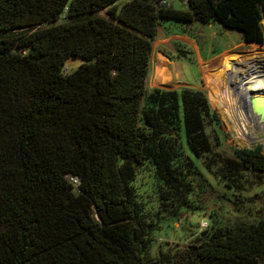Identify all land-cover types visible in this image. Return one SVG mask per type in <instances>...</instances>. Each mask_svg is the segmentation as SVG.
I'll return each mask as SVG.
<instances>
[{
    "label": "trees",
    "instance_id": "1",
    "mask_svg": "<svg viewBox=\"0 0 264 264\" xmlns=\"http://www.w3.org/2000/svg\"><path fill=\"white\" fill-rule=\"evenodd\" d=\"M118 1L0 0V264H264V218L213 219L150 254L159 214L187 202L196 160L241 193L264 182V153L220 149L204 90L147 86L163 23L217 22L264 44V0H188L186 11ZM146 164L157 211L134 184Z\"/></svg>",
    "mask_w": 264,
    "mask_h": 264
},
{
    "label": "rangeland",
    "instance_id": "2",
    "mask_svg": "<svg viewBox=\"0 0 264 264\" xmlns=\"http://www.w3.org/2000/svg\"><path fill=\"white\" fill-rule=\"evenodd\" d=\"M130 0H119L118 6L121 7ZM168 5L176 10L186 11L188 5L184 0H165ZM61 22V21H60ZM171 25L177 27L178 23ZM177 24V25H176ZM49 24L43 25V27ZM170 24L165 25L169 26ZM172 26V27H173ZM182 27H178L177 32H183ZM190 37L193 36L198 46V53L190 45L186 48L177 47L175 51H168L159 39L153 41L150 72L147 79L149 88H162L166 90L181 89L183 87L199 88L206 92L211 107L219 114L222 122L219 134L221 135L220 149L227 154H231L234 148H250L257 145H263L264 128H260L254 123L248 136L252 139L240 136L237 125L230 112L227 111L224 100L219 91L218 83L208 81L201 72L198 62V56L204 60L216 57L223 49L231 48L242 40V34L237 30L225 29L217 22L203 24L194 22L187 30ZM264 46V44H262ZM176 49V48H175ZM166 54L171 60H174V66L171 65L175 80L166 87H160L153 83L154 66L156 58L159 55ZM82 63L80 59L70 60L65 64L64 73L68 74L78 68ZM244 74H238L239 81ZM241 78V79H240ZM252 94L251 96H255ZM259 98L264 99V92L259 90ZM253 119V115L251 117ZM196 174L186 171L184 180L190 181L192 190L187 194V202L175 212L164 211L159 214L161 220L159 228L154 232V241L150 246V254L154 256L159 248L165 242L176 243L185 242L190 235L198 232L205 222L211 224L213 219L219 221L222 226H235L239 224L256 223L264 218V182L248 188L241 193L227 189L224 185L213 178L200 164L194 162ZM135 186L147 207L153 211L159 210L157 200V182L154 177L153 169L146 164L139 168ZM171 209V208H170Z\"/></svg>",
    "mask_w": 264,
    "mask_h": 264
},
{
    "label": "bare ground",
    "instance_id": "3",
    "mask_svg": "<svg viewBox=\"0 0 264 264\" xmlns=\"http://www.w3.org/2000/svg\"><path fill=\"white\" fill-rule=\"evenodd\" d=\"M262 27L264 30L263 21ZM250 46L252 49L244 54L223 55L217 60L201 65L203 77L219 84L217 94H221L241 136L251 128L247 98L249 90L256 93L255 96H258L259 90L264 92V46L257 43H251ZM156 60L153 83L166 87L175 80L174 75L167 69V61L163 56L159 55ZM240 73L244 74L241 81L237 77ZM249 103L253 106L254 113H251L254 116L264 114L262 98L255 97Z\"/></svg>",
    "mask_w": 264,
    "mask_h": 264
},
{
    "label": "crops",
    "instance_id": "4",
    "mask_svg": "<svg viewBox=\"0 0 264 264\" xmlns=\"http://www.w3.org/2000/svg\"><path fill=\"white\" fill-rule=\"evenodd\" d=\"M263 22H264V20H263ZM167 24H170V25L165 27V25H167ZM171 24H173V23H168V22L163 23V25L157 31L156 39H159L160 43H162V45H164V47H166L168 51H175L176 52L177 47L186 48L185 45H190L198 53V46H197L195 39L193 38V36L190 37V35L186 31L189 27L192 26V24H194V22H191V23L186 24V25L181 24V25H178L177 27H175ZM179 26L182 27L179 29H182L183 32H180V33L177 32ZM251 43H255V42H245L242 38L240 43L232 46L231 48L223 49L216 57H214L212 59L204 60L202 57L198 56L199 65L201 67L202 64L212 62L214 60H217L219 57H221L223 55H227V54L228 55L229 54H244V53H246L252 49L250 46ZM164 55L165 56H163V55H161V56H163L167 61L166 67L169 71H171V73H173L171 65L174 66V60H171L166 54H164Z\"/></svg>",
    "mask_w": 264,
    "mask_h": 264
},
{
    "label": "built area",
    "instance_id": "5",
    "mask_svg": "<svg viewBox=\"0 0 264 264\" xmlns=\"http://www.w3.org/2000/svg\"><path fill=\"white\" fill-rule=\"evenodd\" d=\"M162 2L163 3H167L165 0H162ZM184 2H186V4H187V2H188V0H184ZM248 112H249V115L252 117V113H251V111H250V109H249V107H248ZM250 117V118H251ZM259 119L256 117V116H254L253 115V119L251 118V126H252V124H253V121H254V123H256V125L258 126V127H260V128H264V121H258ZM250 130H251V128H250ZM250 130H248L246 133H245V137L246 138H249V139H252L253 137H250V136H248V132L250 131ZM240 135V134H239ZM241 136V135H240ZM262 143H263V145H261L260 144V146H261V149H262V152L264 153V141H262ZM73 181L76 183L77 181L75 180V179H73ZM208 220L205 222V225L203 226V228H201L199 231H201L202 229H204V228H206L207 226H208Z\"/></svg>",
    "mask_w": 264,
    "mask_h": 264
},
{
    "label": "water",
    "instance_id": "6",
    "mask_svg": "<svg viewBox=\"0 0 264 264\" xmlns=\"http://www.w3.org/2000/svg\"><path fill=\"white\" fill-rule=\"evenodd\" d=\"M257 44H260V43H257ZM260 45H262V44H260ZM244 78V77H243ZM250 92H249V95L247 96V98H248V101L250 102L252 99H254L255 98V96H251L252 94H256V93H254L253 91H251V90H249ZM262 101H263V104H264V99L262 98ZM248 102V104H249V109H250V111L252 112V113H254V109H253V106L251 105V103H249ZM254 115V114H253ZM255 116H258L259 118V120L260 121H264V119H262V118H264V114H260V115H255Z\"/></svg>",
    "mask_w": 264,
    "mask_h": 264
}]
</instances>
